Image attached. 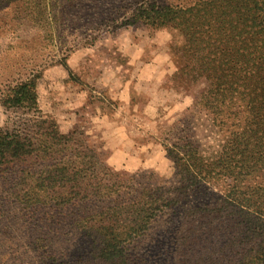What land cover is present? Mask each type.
Segmentation results:
<instances>
[{
	"label": "rangeland",
	"instance_id": "1",
	"mask_svg": "<svg viewBox=\"0 0 264 264\" xmlns=\"http://www.w3.org/2000/svg\"><path fill=\"white\" fill-rule=\"evenodd\" d=\"M69 1L0 0V264H85L148 195L182 207L154 205L137 264H196L195 235L264 237V0H222L196 32L132 21L146 0Z\"/></svg>",
	"mask_w": 264,
	"mask_h": 264
},
{
	"label": "trees",
	"instance_id": "2",
	"mask_svg": "<svg viewBox=\"0 0 264 264\" xmlns=\"http://www.w3.org/2000/svg\"><path fill=\"white\" fill-rule=\"evenodd\" d=\"M59 0H55L57 3ZM77 0H70L67 3V6L71 3H75ZM88 3H92L93 0H82ZM222 0H215V2H210L206 5L203 4H194L192 6L181 5L176 6L167 3H157L152 0H146L145 4L139 9H134L129 18L132 21H141L146 22L155 26H174L177 27V24H182L179 19H184L185 23H194L191 30L196 32L199 28H203V25L199 23H204V17H210L217 19L221 17V14L215 16L212 12L216 8L223 9L225 6L222 5ZM214 3V4H213ZM63 4V3H61ZM188 6V7H185ZM125 21H128L126 18ZM105 22H102L104 24ZM123 23V22H122ZM126 23V22H125ZM183 25V24H182ZM186 40L189 36V29L184 27L182 30ZM236 34V31H233ZM203 38L199 37L197 42H203ZM189 44V40L188 43ZM199 52H192L191 56L195 59H204V62H208L207 57H202L198 54ZM214 66V64H213ZM34 90L31 83H24L20 85L17 89L13 90V94L10 100L13 103L20 104L22 102H27L34 98ZM264 127V125L262 126ZM247 130L246 126H244ZM183 167L185 172H188V177L186 178L187 182L190 184L197 183L199 178L201 181L204 180L208 182L210 177L207 174H201L195 168V158L185 157L182 158ZM185 184L182 181L180 189H184ZM181 191V190H180ZM228 196V195H227ZM85 197V195H84ZM149 199V204L151 208L145 209L146 214L145 218L142 219L138 228L132 226H126L124 231H119L110 238L101 236L97 241L100 242V247L98 252H92L91 257L85 261V264H137L136 258L131 253V248L128 245L131 243V239L137 233H140L142 230H147L149 225L152 223L153 219L159 215V213L154 212L155 208H158V212L169 211L170 208L175 207L174 211L178 212L182 207L180 205V198L176 196L171 197L170 195H165L161 198H156L153 195L147 196ZM225 202L228 205H232L230 202ZM161 206V207H158ZM125 206H119L114 210V217L116 215V225L117 228L121 227L123 223L120 219V214ZM149 207V206H148ZM144 210V208L142 209ZM149 212V213H148ZM158 214V215H157ZM188 215H183L184 222L186 225L189 220H186ZM200 217V216H199ZM261 227L264 228V223H259ZM212 229V228H211ZM210 229V230H211ZM100 231V229L98 228ZM101 232V231H100ZM231 233V232H230ZM233 237L224 240L210 238L209 233L202 235H195L193 238H190L191 242H194L197 246L195 252H192V256H195L198 262L196 264H264V237H258V240L251 236H234L235 233L231 234ZM220 243L221 245L226 243L225 248H214V245ZM218 249V250H216ZM216 251H219L218 253ZM217 253V254H216Z\"/></svg>",
	"mask_w": 264,
	"mask_h": 264
},
{
	"label": "crops",
	"instance_id": "3",
	"mask_svg": "<svg viewBox=\"0 0 264 264\" xmlns=\"http://www.w3.org/2000/svg\"><path fill=\"white\" fill-rule=\"evenodd\" d=\"M122 148H120V150H121ZM134 151H135V149H134Z\"/></svg>",
	"mask_w": 264,
	"mask_h": 264
}]
</instances>
